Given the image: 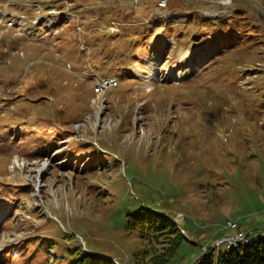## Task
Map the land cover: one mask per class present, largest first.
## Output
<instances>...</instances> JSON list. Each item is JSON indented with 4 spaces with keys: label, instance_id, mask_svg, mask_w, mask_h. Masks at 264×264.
<instances>
[{
    "label": "rangeland",
    "instance_id": "1",
    "mask_svg": "<svg viewBox=\"0 0 264 264\" xmlns=\"http://www.w3.org/2000/svg\"><path fill=\"white\" fill-rule=\"evenodd\" d=\"M161 1L0 0V264H133L147 210L169 264L264 239V0Z\"/></svg>",
    "mask_w": 264,
    "mask_h": 264
},
{
    "label": "trees",
    "instance_id": "2",
    "mask_svg": "<svg viewBox=\"0 0 264 264\" xmlns=\"http://www.w3.org/2000/svg\"><path fill=\"white\" fill-rule=\"evenodd\" d=\"M128 216L127 230L130 233L138 232L142 241L150 247L134 252L133 264H169L176 257L186 239L182 229L179 228V224L164 213L149 210L139 212L138 215ZM158 242H167L162 248L163 250L159 252L155 247ZM33 244L36 243L32 242L29 245ZM40 245L42 247L39 253L44 254L54 244L53 242L51 244V242L40 241L35 247ZM53 249H56V246H53ZM148 257L150 260L146 261ZM55 263L117 264L113 258L86 251L78 243L58 254ZM195 264H264V239L258 241V237H256V240L251 244L225 252L218 251V248H210L203 253Z\"/></svg>",
    "mask_w": 264,
    "mask_h": 264
},
{
    "label": "bare ground",
    "instance_id": "3",
    "mask_svg": "<svg viewBox=\"0 0 264 264\" xmlns=\"http://www.w3.org/2000/svg\"><path fill=\"white\" fill-rule=\"evenodd\" d=\"M150 79H149V81H155V80H158V77H159V74H158V72H153V73H151L150 74ZM112 85H116V84H111V85H109V86H112ZM109 86H101V87H98V89H102V90H104L105 88H107V87H109ZM99 91V90H98ZM231 227L232 228H236L237 227V224L235 223V224H233L232 225V223H231ZM232 241V240H231ZM244 241H247V238L246 239H244V240H236V241H232V244L233 243H235L236 245H239L240 243H243Z\"/></svg>",
    "mask_w": 264,
    "mask_h": 264
},
{
    "label": "built area",
    "instance_id": "4",
    "mask_svg": "<svg viewBox=\"0 0 264 264\" xmlns=\"http://www.w3.org/2000/svg\"><path fill=\"white\" fill-rule=\"evenodd\" d=\"M165 4H166V2H163V5H165ZM111 84H117V82L116 81H113V80L105 79L103 81V83H102L101 86H109ZM233 224H235V223H232V225ZM244 239H246V236L245 235H238V236L235 237V239L233 241H236V240H244Z\"/></svg>",
    "mask_w": 264,
    "mask_h": 264
}]
</instances>
